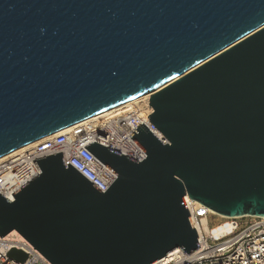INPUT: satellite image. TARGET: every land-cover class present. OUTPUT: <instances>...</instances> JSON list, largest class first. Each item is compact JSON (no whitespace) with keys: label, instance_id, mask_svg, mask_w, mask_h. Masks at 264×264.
<instances>
[{"label":"water","instance_id":"1","mask_svg":"<svg viewBox=\"0 0 264 264\" xmlns=\"http://www.w3.org/2000/svg\"><path fill=\"white\" fill-rule=\"evenodd\" d=\"M146 94L168 143L143 123L142 162L85 146L118 176L105 192L62 152L35 159L0 236L51 264H153L200 247L186 195L264 217V0H0V158Z\"/></svg>","mask_w":264,"mask_h":264},{"label":"built area","instance_id":"2","mask_svg":"<svg viewBox=\"0 0 264 264\" xmlns=\"http://www.w3.org/2000/svg\"><path fill=\"white\" fill-rule=\"evenodd\" d=\"M150 106V99H148ZM151 107V106H150ZM140 111L127 110L87 123L74 125L65 133L44 137L27 151L16 153L0 164V194L11 202L12 194L41 174L34 160L62 152L65 167L70 163L102 192L118 178L107 165L85 146L97 142L132 159L142 162L148 154L130 136L145 124L164 144L168 140L148 117ZM186 206L198 235L199 248L187 255L181 248L168 258L153 264H264V217H221L222 221L205 228L203 217L212 215L206 206L184 196ZM15 237L0 236V264H51L26 239L22 245ZM28 254L24 263L9 257L13 248Z\"/></svg>","mask_w":264,"mask_h":264},{"label":"bare ground","instance_id":"3","mask_svg":"<svg viewBox=\"0 0 264 264\" xmlns=\"http://www.w3.org/2000/svg\"><path fill=\"white\" fill-rule=\"evenodd\" d=\"M150 95L151 94H146V95H143V96H140L138 98H135V99H132L130 101H127V102H124L120 105H117L115 107H112L106 111H103L101 113H98L94 116H91L87 119H84L76 124H80V123H87V122H90L91 120L93 119H97V118H102V117H106V116H109V115H113V114H116V113H120V112H123V111H127V110H133V109H136L138 111H140L141 115L142 116H146L145 113H147V111H150L152 110L153 108L149 106V103H148V99H150ZM76 124H73V125H70L64 129H61L51 135H48L46 137H51V136H54V135H58L60 133H65L67 132L68 130H70L74 125ZM43 139V138H42ZM42 139H39L37 141H34V142H31L3 157L0 158V164L7 161L11 156H13L14 154L16 153H20V152H23V151H27L29 150L30 148H32L36 143H38L39 141H41ZM210 213H213V214H217L219 215L220 217H225L224 215L222 214H218L217 212L211 210ZM208 218L207 217H203V223L205 225V228H208ZM7 237H15V242H17L18 245H22V243H24L25 241V238L20 235V233H18V231L16 230H13L11 231L8 235H6ZM180 248H176L174 249L173 251L169 252L164 258H168L170 257L172 254H174L175 252L179 251Z\"/></svg>","mask_w":264,"mask_h":264},{"label":"rangeland","instance_id":"4","mask_svg":"<svg viewBox=\"0 0 264 264\" xmlns=\"http://www.w3.org/2000/svg\"><path fill=\"white\" fill-rule=\"evenodd\" d=\"M222 221V218L219 215H212L209 218V222L211 226H215L217 224H219Z\"/></svg>","mask_w":264,"mask_h":264}]
</instances>
